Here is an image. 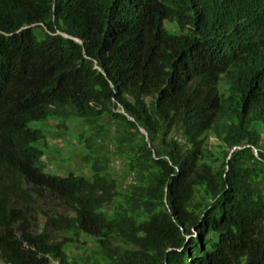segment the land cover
Masks as SVG:
<instances>
[{"label":"trees","instance_id":"1","mask_svg":"<svg viewBox=\"0 0 264 264\" xmlns=\"http://www.w3.org/2000/svg\"><path fill=\"white\" fill-rule=\"evenodd\" d=\"M0 261L264 264V0H0Z\"/></svg>","mask_w":264,"mask_h":264},{"label":"rangeland","instance_id":"2","mask_svg":"<svg viewBox=\"0 0 264 264\" xmlns=\"http://www.w3.org/2000/svg\"><path fill=\"white\" fill-rule=\"evenodd\" d=\"M168 27L169 24L167 25ZM48 121H35L31 123L34 128H39L45 139L43 142L38 144L44 151V163L46 164V171L50 174L65 175L69 172L86 175L90 173L89 167L84 165L80 160V152L82 150V143H78L76 135L83 128V124L80 119H70L67 122V129L63 131L60 136L58 128H56V121L51 123ZM59 132V133H57ZM208 141L212 144L216 142L214 137H209ZM46 144V147H44ZM116 169H119V164L115 162ZM89 242V241H88ZM70 255L82 253L81 248H77L72 245ZM68 250V247H65ZM1 263V261H0ZM60 264L59 262H55Z\"/></svg>","mask_w":264,"mask_h":264},{"label":"water","instance_id":"3","mask_svg":"<svg viewBox=\"0 0 264 264\" xmlns=\"http://www.w3.org/2000/svg\"><path fill=\"white\" fill-rule=\"evenodd\" d=\"M142 132H144L146 134L145 130H143V129H142ZM237 148H240V147H237ZM254 152H255V154H257V149L256 148H254Z\"/></svg>","mask_w":264,"mask_h":264}]
</instances>
